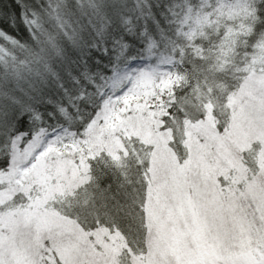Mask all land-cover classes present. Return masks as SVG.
I'll list each match as a JSON object with an SVG mask.
<instances>
[{"label":"snow or ice","instance_id":"1","mask_svg":"<svg viewBox=\"0 0 264 264\" xmlns=\"http://www.w3.org/2000/svg\"><path fill=\"white\" fill-rule=\"evenodd\" d=\"M0 264H264V0H0Z\"/></svg>","mask_w":264,"mask_h":264}]
</instances>
